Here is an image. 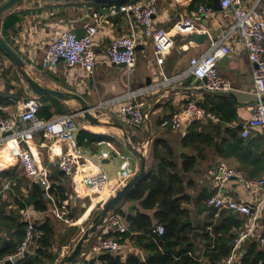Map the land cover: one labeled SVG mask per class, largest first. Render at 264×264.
I'll list each match as a JSON object with an SVG mask.
<instances>
[{
    "label": "crops",
    "instance_id": "1",
    "mask_svg": "<svg viewBox=\"0 0 264 264\" xmlns=\"http://www.w3.org/2000/svg\"><path fill=\"white\" fill-rule=\"evenodd\" d=\"M192 1L157 0L158 12L155 15L157 24L174 33L172 27L176 22L182 21L190 16L200 4L209 3L208 0H205L198 2L196 5H192ZM253 2L255 0H250L247 3L248 6ZM212 7L214 13L208 19L197 23L198 30L194 31L208 33V39L197 44L193 40L188 42L184 40V37L189 35L187 33L183 35L176 34L174 36L175 46L169 54L165 55L161 66L156 61L151 40L141 39L137 46V62L133 72H130L127 66H120L119 64L111 62L106 55V48L110 41L128 33L130 28L128 17L124 13L112 14V7L88 4L81 0H25L2 14L1 33L6 19L11 16L17 17L18 21L15 24H9L7 42L23 58L28 73L45 87L81 95L91 107L92 113L98 115L102 121L107 123L119 122L124 125L127 133L137 135L140 143H145L144 147L150 153V156H147V167H150L153 162L151 151L154 140L156 138L165 139L174 149V158L181 171L186 192L191 197L190 202L185 203L184 206L190 210L195 223L205 220L209 213L207 208L213 207L207 205L206 201L208 198L200 197L202 192L205 194L225 195L254 206H257V204L260 205L259 226L255 234L250 237L252 240L250 247L256 242L258 248H264V245H259V242L262 244L261 238L264 236V226L260 223V219L264 214V189H249L242 181L235 177H230L225 181L219 178L221 175L220 167L224 165L227 169L240 172L246 180L264 179V135L259 132H253L249 137H243L244 146L238 148L233 145L235 143V137L229 131L239 128L238 136L242 137V125L251 118L257 103L254 94L255 86L252 76V64L247 50L237 36L229 38L231 51L218 63L220 74L227 77L232 83V90L229 92L211 91L205 88V79H201L189 72L190 59L195 55L207 51L212 45V41L221 37L233 22L231 11L226 9L216 11L213 5ZM262 7H264V4H262ZM94 11L100 12L108 19V22H105L99 28L96 37L95 50L97 53V64L94 71L88 72L79 65L70 67L63 59H59L55 64H46L47 49L52 41L56 39L58 33L65 28H69L70 23L73 29L80 26L85 27L93 21L91 15ZM262 11L264 15V9ZM179 47L185 50L183 54L180 52ZM5 58V65L0 69V114L5 117H13L17 114L21 103L26 97L35 95L38 96V99H41V96L37 95L30 88L27 81L23 79L17 65L6 55ZM163 74L167 77L179 76L171 82H163ZM149 85H155L156 88H151L141 97V100L145 104L144 107H151L152 111L150 120L141 126L133 125L128 117L121 113L120 106L123 103L122 101L108 106L101 105L105 100L124 95L129 89ZM47 96L48 101L52 103L57 98L50 94ZM189 100H196L216 115L215 118L203 117L199 120L204 122L211 121L217 126L213 132L217 135L216 138L220 140L218 147L202 146L203 149H199V152L190 144H184L183 137L185 134L181 131L162 127V120L172 116ZM61 101L68 108L78 105L81 108V103L76 99L71 98ZM72 111L77 110L74 108ZM85 121L87 120L78 122L79 130L84 128L94 133H104L113 137V140H98L89 147L80 145L94 159L104 150H110L114 155L108 162L103 163V167L109 176L108 185L97 191L90 186L88 187L84 182H80L77 186L70 176L61 174L60 170H54L51 176L55 172H58L61 179L50 177L52 180L51 185L53 183L64 184L69 189V197L65 199L69 202L65 207L67 214L77 213L81 210H83V213L75 220L69 219L66 214V217L62 218L61 222L59 220L60 217L57 215V210L62 209L63 202L61 207L57 206L54 197L48 191L49 187L47 188L48 196L44 194V197L49 200L46 211L36 210L30 205L25 209H21L19 213L22 221L32 218L36 225H41L47 218H52L58 232L61 231V228H59L61 227V223L63 229L70 226H78L77 228L80 229H78L77 236L71 237L69 235L67 243L61 247L62 252L59 255L62 256L67 253V248L69 249L71 247V242L76 241L82 235L88 226L86 225L87 221L94 212L101 209L104 203L133 177L132 175L125 176L121 174V156L113 152L112 148L108 146V142H111L121 154L130 160L135 169V173L139 168V160L132 159L125 152V148L127 147L123 138L122 129L111 124L93 125L90 123V126H88ZM18 123L20 129L30 125L28 122L21 123L20 120H18ZM95 127H105L112 131L96 130ZM223 138L227 141L225 145H221ZM99 141H102V143L100 144ZM26 143V147L35 156L40 157L45 164L48 163L50 156L53 155L51 149L56 147L65 151L67 148L65 142H54L45 137L43 132L40 131L32 134ZM184 153L200 155L196 166L188 172L182 170V155ZM113 161H116L117 164L108 169L106 165L113 164ZM91 162L84 163V166L80 168L76 177L77 181H80L85 174L96 169ZM20 167L17 153L12 151L8 144L1 147L0 199L1 202L9 203L8 209L18 208L16 196L19 192H23L22 198L28 196L26 187L30 185L31 181L25 183L21 180L23 184L19 190L14 186L20 179ZM112 170H116V173L112 174ZM2 172H5V175ZM7 182L11 183V187L9 190H4L9 195L6 199L2 195V191L3 185ZM119 206L122 213H113L120 214L124 220H126L124 214H135L140 211L149 214L153 217L154 222H157L153 216L154 210L143 208L140 200L125 199ZM204 206L207 208L202 209ZM217 211L219 213L221 210L219 211L217 209ZM26 212L30 214V217L27 216ZM237 214L240 213L238 212ZM240 215L246 218V223L250 221L248 215ZM6 230L7 228L5 227L0 231V235L5 236ZM110 232L114 233V231H111L107 226L103 225L94 233L95 236L93 238L90 237L86 240L83 250L91 251L95 241ZM123 241L130 242V248H121L119 250L123 258L132 252L144 257V251L135 244L133 239L128 237ZM37 246L38 243L34 239L29 244L28 253L34 254ZM243 254L241 247L237 257H235L236 259L234 258L237 264H239L238 255ZM60 257L58 256L54 264L59 262ZM0 264H4L1 258ZM96 264L102 263L98 260Z\"/></svg>",
    "mask_w": 264,
    "mask_h": 264
},
{
    "label": "built area",
    "instance_id": "2",
    "mask_svg": "<svg viewBox=\"0 0 264 264\" xmlns=\"http://www.w3.org/2000/svg\"><path fill=\"white\" fill-rule=\"evenodd\" d=\"M6 0H0L4 2ZM250 0H221L223 9L229 10L233 16V22L226 32L219 38L212 41V45L207 51L193 56L190 59L189 72L193 75L205 79V88L216 92H229L232 90V83L220 74L218 63L225 58L231 51L229 38L237 36L239 41L247 50L248 57L252 64V76L255 86L254 94L257 99L255 111L250 119L243 123L241 128L242 137H249L253 132H259L264 135V15L262 4L264 0H255L248 6ZM158 12L157 0H137L129 1L120 6H112L111 13H124L129 19L128 33L118 36L110 41L106 48V55L113 63H125L130 72L134 71L137 62V46L141 39H150L153 44V51L157 63L161 66L165 55L169 54L174 46V36L176 34H191L197 29V23L208 19L213 13V7L209 3L200 4L190 16L182 21L176 22L171 33L170 30L157 24L155 15ZM93 21L85 26L84 34L78 37L73 28H65L60 31L55 40L49 45L46 53V64H55L59 59H63L70 67L79 65L88 72H93L97 64V53L95 50L96 37L99 28L108 22L107 18L100 12L92 13ZM6 58L0 50V69L5 65ZM175 77H167L163 74V82H171ZM155 85H149L136 89H129L124 95L105 100L101 105L108 106L122 101L120 106L121 113L128 117L135 126H141L150 120L151 107L145 108L141 97ZM41 103L38 96L26 97L20 105L16 115L5 117L0 114V148L13 142L12 151L17 153V159L24 174L36 183H43L46 188L51 186V174L54 170H64L66 175L70 176L73 182L78 186L84 182L88 187L94 190L105 188L109 183V176L103 167L104 159H112L114 156L110 150H104L94 159L90 153L83 149L78 141L79 125L76 111L56 114L50 119H43L38 116V110ZM203 117L215 118L216 115L199 104L196 100H189L172 116L162 120L161 125L164 128L181 131L186 134L193 123ZM20 118L30 125L20 129L18 120ZM13 130L11 134H6ZM43 132L45 137L54 142H65L66 150L54 148L51 149L47 164L43 163L40 157L35 156L29 148L22 146L21 142L28 141L32 134ZM101 144L102 141H99ZM116 155H120L122 162L120 172L125 176L135 175V169L128 158L121 154L118 149L108 142ZM146 149V148H145ZM92 161L95 170L85 174L77 181L76 177L84 163ZM92 169V167H91ZM220 179L227 180L235 177L242 181L249 189H264V179L246 180L238 171L227 169L224 165L220 167ZM129 181V180H128ZM11 183L3 185L2 195L7 199L8 194L4 190H9ZM1 203V199H0ZM69 202L63 201L62 209L57 210L60 218H65L66 206ZM207 205L222 209L238 211L241 214L249 216L250 221L237 230V235L233 241L231 254L224 260L223 264H233L234 258L241 249L246 238L255 234L259 226L260 205L254 206L247 202H240L225 195H213L206 201ZM27 216L30 214L26 212ZM25 236L21 241L15 253L6 255L2 261H11L16 264V260L22 257L27 251L29 244L42 235V231L36 229V223L32 218H28ZM105 226L114 232H126L129 226L120 214L111 213L105 221ZM165 227L158 223L153 232L162 234ZM264 245V236L261 238ZM129 241H120L113 236H102L98 242H95L91 251L83 250L81 262H86L88 258L99 255L104 250H120L121 248H130Z\"/></svg>",
    "mask_w": 264,
    "mask_h": 264
},
{
    "label": "trees",
    "instance_id": "3",
    "mask_svg": "<svg viewBox=\"0 0 264 264\" xmlns=\"http://www.w3.org/2000/svg\"><path fill=\"white\" fill-rule=\"evenodd\" d=\"M129 1L137 0H124L114 4L83 2L112 7ZM200 1L205 0H193L192 5H196ZM208 1L213 5V0ZM17 21L15 16L6 19L2 35L7 41L9 24H15ZM40 98L41 105L38 116L43 119H50L55 114L67 113L69 110L57 98L53 103L48 101L47 95ZM216 127L211 121L197 120L188 129L183 137V142L185 145L190 144L199 152V149H203L202 146L218 147L220 140L213 132ZM229 131L235 137L233 145L242 148L244 139L238 136L239 128ZM101 139L113 140V137L104 133H94L84 128L78 131V141L83 147H89ZM226 142V139L223 138L221 145H225ZM151 155L153 162L147 168L146 177L134 187L128 199L140 200L143 208L153 209V216L157 222L155 223L149 214L140 211L135 214H124L129 230L110 232L104 235L113 236L120 241L130 237L144 251V257L132 252L123 258L119 250H104L98 255V260L102 264H223L231 254L237 230L245 225L246 218L241 216V213L235 214L229 209H223L218 213L216 208L204 206L202 209L209 210L207 218L195 223L190 210L184 206L185 203L190 202L191 197L186 192L181 171L174 158L173 147L165 139L156 138L152 145ZM199 156V154L184 153L182 155V170L185 172L192 170L196 166ZM2 174L5 175V172ZM51 177L61 179L58 172H55ZM22 184L19 179L14 186L19 190ZM26 188L28 196L22 198L23 192H19L16 196L17 209H8V202L0 203V231L7 228L6 235H0L1 259L15 253L25 236L28 221L21 220L20 210L30 205L39 211L48 209L49 200L44 197L39 183L31 181ZM48 191L54 197L58 207L62 206L63 200L67 199L70 194L64 184L53 183ZM211 195L213 193L202 192L200 197L209 198ZM114 212L122 213L120 206ZM82 213L83 210L77 213H68L67 217L75 220ZM158 223H162L165 227L162 234L153 232V228ZM260 223L264 226V214ZM73 228V226L62 228L65 231L58 232L53 219L47 218L41 225H36V229L42 231V235L36 238L38 246L35 253L31 254L27 251L16 260V264H54L61 247L68 241L69 231ZM197 230L199 234L195 237L194 233ZM238 259L239 264H264V248H258L255 242L247 252L238 255ZM4 264L8 263L5 261ZM233 264H237L235 260Z\"/></svg>",
    "mask_w": 264,
    "mask_h": 264
},
{
    "label": "water",
    "instance_id": "4",
    "mask_svg": "<svg viewBox=\"0 0 264 264\" xmlns=\"http://www.w3.org/2000/svg\"><path fill=\"white\" fill-rule=\"evenodd\" d=\"M25 0H6L4 2H0V49L3 53L14 63L17 65L20 74L22 75L23 79L27 81L30 88L39 96L44 95H54L55 97L61 100H68V99H76L81 103V108L76 111L77 114H83L84 118L93 125H107L111 124L116 126L123 131V138L125 140V145L127 149L132 152L136 157L139 159V168L138 171L133 175V177L126 183L122 188H120L114 195H112L103 205V207L96 213L94 216L92 223L88 226L82 235L77 240L72 252L61 259L59 264H96L98 261V255H94L90 259H88L85 263L81 262V255L84 249V244L86 240H88L94 233H96L100 227L105 224L106 219L110 216L111 213L121 204L122 201L128 199L134 187L140 183L147 175V155L146 149L144 147L145 143H140L139 137L134 134L127 133L124 125L119 122L116 123H107L100 119L98 115H95L91 111V107L86 103L85 99L77 94L71 92H64L60 89H53L48 88L41 85L38 81H36L26 70V63L23 58L18 54L16 50L7 42L4 36L1 33L2 29V14L7 10L13 8L15 5L24 2ZM61 1V0H56ZM64 1H77V0H64ZM86 2L92 3H106V4H114L124 0H81ZM213 6L216 11L222 10L221 0H213ZM69 28H72V24L70 23ZM75 33L78 37H81L84 34L85 27L80 26L74 28ZM208 33H199L193 32L189 35L184 37L186 42L193 40L197 44L204 42L208 39ZM180 52L183 54L185 50L179 47ZM120 66H126L125 63H120ZM264 101V97H263ZM20 122L24 123V121L20 118ZM13 130L8 131L6 134H11ZM22 146H27L26 141L21 142ZM109 159H104L103 163L108 162ZM60 173L66 175L64 170H60ZM40 187L45 194L47 195V188L46 186L41 183ZM86 206V204H85ZM235 214L238 211H234ZM198 235V231H195L194 236ZM252 244V240L250 238H246L243 246H242V254L247 252L248 248ZM259 245L262 244L259 242ZM6 263L11 264V261H6Z\"/></svg>",
    "mask_w": 264,
    "mask_h": 264
},
{
    "label": "rangeland",
    "instance_id": "5",
    "mask_svg": "<svg viewBox=\"0 0 264 264\" xmlns=\"http://www.w3.org/2000/svg\"><path fill=\"white\" fill-rule=\"evenodd\" d=\"M138 64V63H137ZM138 67V66H137ZM156 70H159V69H156ZM75 108V110H78L79 108H80V106L78 105V106H75V107H72V108H69L70 109V111L69 112H73L72 111V109H74ZM77 108V109H76ZM85 120V118H84V115L83 114H79L78 116H77V121L78 122H82V121H84ZM85 123L88 125V126H90V122H88V121H85ZM95 129L96 130H102V131H112V130H109V129H107V128H105V127H102V128H98V127H95ZM117 135V137H119V135L118 134H116ZM125 152L132 158V159H137V160H139L138 159V157H136L132 152H130L127 148H125ZM146 155L147 156H150V153H149V150L148 151H146ZM44 160V159H43ZM113 164H107L106 166L108 167V169H109V167H112L113 165H116L117 164V162L116 161H113L112 162ZM20 174H19V178L21 179V180H23V182H25V183H27V182H30L31 180L29 179V178H27L26 176H25V174H24V172H23V170H22V168L20 167V172H19ZM111 173L112 174H115L116 173V170H112L111 171ZM92 192V191H91ZM93 195H94V193H92ZM80 202V201H79ZM87 202V201H86ZM81 203V202H80ZM100 209H98V210H96L95 212H94V214L91 216V218L87 221V223H86V225H88V226H90V224L92 223V220H93V218H94V216L96 215V213L99 211ZM59 220L62 222V218L60 219L59 218ZM61 227H59V228H61V233H62V231H65V230H62V223H61V225H60ZM87 226V227H88ZM78 226H76V227H74L71 231H69L70 232V235H71V237H74V236H77V234H78V229H80V228H77ZM86 227V228H87ZM85 228V229H86ZM95 235H92L91 236V238H93ZM97 239H98V237H96ZM101 238V237H100ZM99 238V239H100ZM99 239L98 240H96L95 242H98L99 241ZM78 240V239H77ZM77 240L76 241H73V242H71V247L68 249L67 248V253H65L64 254V256H62V255H59V257L62 259L63 257H65L66 255H68V254H70L71 252H72V250H73V248H74V246H75V244H76V242H77ZM62 252V248L60 249V252H59V254ZM61 259L59 260V262L61 261ZM59 262L57 263V264H59Z\"/></svg>",
    "mask_w": 264,
    "mask_h": 264
},
{
    "label": "bare ground",
    "instance_id": "6",
    "mask_svg": "<svg viewBox=\"0 0 264 264\" xmlns=\"http://www.w3.org/2000/svg\"><path fill=\"white\" fill-rule=\"evenodd\" d=\"M10 147H12L13 146V142L11 141V142H9V144H8Z\"/></svg>",
    "mask_w": 264,
    "mask_h": 264
}]
</instances>
